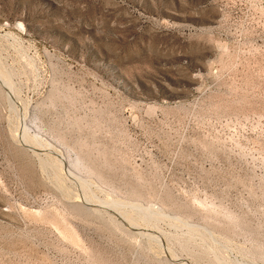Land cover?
Wrapping results in <instances>:
<instances>
[{
  "label": "rangeland",
  "instance_id": "374dc122",
  "mask_svg": "<svg viewBox=\"0 0 264 264\" xmlns=\"http://www.w3.org/2000/svg\"><path fill=\"white\" fill-rule=\"evenodd\" d=\"M0 264H264V0H0Z\"/></svg>",
  "mask_w": 264,
  "mask_h": 264
}]
</instances>
